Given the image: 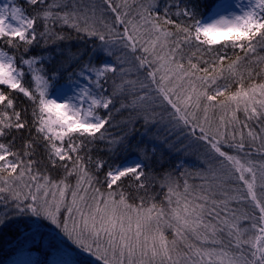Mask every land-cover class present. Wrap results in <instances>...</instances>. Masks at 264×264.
I'll return each mask as SVG.
<instances>
[{
  "label": "snow or ice",
  "instance_id": "1",
  "mask_svg": "<svg viewBox=\"0 0 264 264\" xmlns=\"http://www.w3.org/2000/svg\"><path fill=\"white\" fill-rule=\"evenodd\" d=\"M205 7L0 0V233L53 264H264V0Z\"/></svg>",
  "mask_w": 264,
  "mask_h": 264
},
{
  "label": "trees",
  "instance_id": "2",
  "mask_svg": "<svg viewBox=\"0 0 264 264\" xmlns=\"http://www.w3.org/2000/svg\"><path fill=\"white\" fill-rule=\"evenodd\" d=\"M218 2L219 0H205V3L208 7H205L203 10L205 12L210 11L211 8L214 7ZM65 30L67 31V29ZM75 46L76 45L74 42L73 47L75 48ZM229 55L232 56L233 54L229 52ZM232 90H235V85L232 86ZM202 115V112L198 113V118L202 117ZM238 115L241 120L244 119L243 113H238ZM117 119H119V117H117ZM210 121L211 128H209L208 125H205V127L208 131L214 132L216 126L219 123L218 114L212 115L210 113ZM113 131H116V129H113ZM223 150L229 151L231 153V150L227 147H225ZM207 158L208 150L203 143H194L187 156L188 161L197 166L201 165L202 161ZM251 159L261 160L262 158L254 155L251 157ZM165 167H167V165H165ZM56 258L57 257L54 250L49 249L42 244H22L20 240L17 239L16 233L9 229H4L3 232L0 233V264H27L29 261H38L40 264H53V261ZM89 264H96L94 258L91 259Z\"/></svg>",
  "mask_w": 264,
  "mask_h": 264
},
{
  "label": "rangeland",
  "instance_id": "3",
  "mask_svg": "<svg viewBox=\"0 0 264 264\" xmlns=\"http://www.w3.org/2000/svg\"><path fill=\"white\" fill-rule=\"evenodd\" d=\"M91 260L88 261V264L90 263Z\"/></svg>",
  "mask_w": 264,
  "mask_h": 264
}]
</instances>
